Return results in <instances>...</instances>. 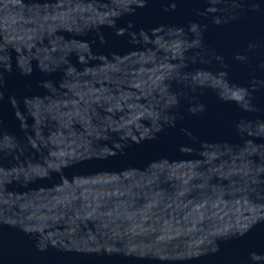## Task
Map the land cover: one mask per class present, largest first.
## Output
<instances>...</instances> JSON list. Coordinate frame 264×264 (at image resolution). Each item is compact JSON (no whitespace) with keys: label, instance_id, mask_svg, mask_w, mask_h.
<instances>
[{"label":"water","instance_id":"95a60500","mask_svg":"<svg viewBox=\"0 0 264 264\" xmlns=\"http://www.w3.org/2000/svg\"><path fill=\"white\" fill-rule=\"evenodd\" d=\"M0 264H264V0H0Z\"/></svg>","mask_w":264,"mask_h":264}]
</instances>
